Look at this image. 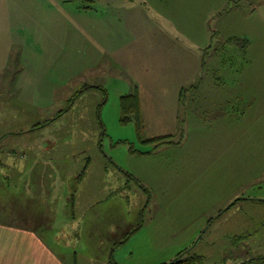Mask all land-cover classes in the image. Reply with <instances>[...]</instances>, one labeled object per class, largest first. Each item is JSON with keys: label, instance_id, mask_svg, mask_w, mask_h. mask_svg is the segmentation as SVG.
Here are the masks:
<instances>
[{"label": "rangeland", "instance_id": "rangeland-1", "mask_svg": "<svg viewBox=\"0 0 264 264\" xmlns=\"http://www.w3.org/2000/svg\"><path fill=\"white\" fill-rule=\"evenodd\" d=\"M111 2L0 0V69L15 72L0 77V221L11 225L16 206L64 264H160L191 244L202 264L233 263L245 247L264 254V207L263 219L242 207L209 222L233 195L264 197V0H125L132 32L107 24L117 20ZM57 7L68 15L62 62L21 72L14 57L28 24L61 27ZM98 17L109 37L130 43L124 57L152 72L141 80V132L120 120L126 76L84 68ZM84 84L104 91L83 90L42 124ZM24 136L30 174L17 175Z\"/></svg>", "mask_w": 264, "mask_h": 264}, {"label": "crops", "instance_id": "crops-1", "mask_svg": "<svg viewBox=\"0 0 264 264\" xmlns=\"http://www.w3.org/2000/svg\"><path fill=\"white\" fill-rule=\"evenodd\" d=\"M52 1L61 2L62 0H52ZM108 1H112L109 5V9L113 10V12L117 14V20H112L110 17L109 19L106 18L107 24L109 26H113V23L116 21V27H126V29L130 31L131 26H129L126 23L127 19L125 18V16L127 14V11L129 10L128 7L131 5L125 4L123 2L125 0H108ZM57 8H58L57 9L58 12L65 13V15H67V12L64 11L62 8L60 7ZM67 18L68 15L65 18L63 17L62 19L64 21V24L61 27H54L52 30L51 27H43V25H41V23L37 22L36 20L28 24L29 26L28 32L30 34L29 38L24 39L23 41L24 46H22L17 52H15L16 53L15 59L18 60V63L21 66V72H24V69L27 66L30 70L33 69L37 70L38 68L39 71L43 73V69L41 67H38V64L44 65L49 62L50 64L46 65V69L48 70L52 65L58 66L59 63L62 62V54H65L66 52ZM99 18L100 17H98L97 20L95 19V21L93 22V24H91V26L95 27V29L97 30H100V33L99 34L95 33V37H96L95 39L91 37H86L88 42L93 41L92 44H93L94 53L90 56L91 57L90 60H87L91 64H87L84 68L90 71L96 70L99 74L106 71L109 72L117 71L121 73V75L126 76V78L131 82L133 88L130 87L129 89H131V91L132 89H136L138 96L140 97L141 87L143 85L141 84V80H144L145 79L144 77H148L147 80H150L152 72L148 70V67H146L145 62H141V63L135 62V65H133V61H132L133 59L127 60L124 57V55L128 54L127 50H129L130 54H132L130 50V43L126 40V38H123L122 40H116L115 36L112 34L109 37V34L108 32H106L107 30L104 27L103 21L101 23L98 22ZM74 26H76L75 27L76 29L82 28L81 24H74L72 27ZM139 31L141 32V28H139ZM82 32H86V31H82ZM105 32L107 33L106 38L108 43L106 44L104 42L99 43L100 38L104 39ZM42 33L44 34V38L42 37ZM19 40L20 38L17 39L18 42ZM11 42L14 44L13 41ZM33 44L36 45V49L27 47ZM13 54L12 56L14 57ZM134 66L136 68L141 69L142 72H136V68H134ZM11 72L12 73H7V71H5V67H3L0 69V77H6V76L8 77L9 75L15 73L13 71V67L11 68ZM23 132L24 131L21 130L19 131V134H22ZM7 134L12 136L14 134L18 135V133L14 130H9ZM3 138H1V140ZM22 139L25 148L24 151H22L20 154L21 155L20 159L24 161L22 164H23V168L26 169V172L24 173L21 171L22 167L20 168L16 167L13 170L14 173H16L17 175H21V174L29 175L30 169L27 166L30 162L28 160H29V155H33L34 148L30 147L32 143L28 137L24 136ZM1 140H0V144H1ZM13 142L14 141H12V143ZM47 144H48L47 141H41L40 147L44 148L43 146H46ZM9 151H10L9 153H11V150ZM44 158L45 157L43 155L42 159ZM45 182L46 181H44V185H46ZM16 189H19V187L18 186L14 187L12 192L16 191ZM24 189H25L24 193L27 194L28 196L33 191L28 187H25ZM234 197L235 195H233L232 198L228 199L227 203L229 201L231 202V200ZM17 198L18 196H15L13 197V200H16ZM242 207L247 208L248 212L252 213L251 216H253V218L263 219L260 218L259 214H257V211H259L261 207H264V197L261 198V196H247V197L240 196V199L236 200L232 204V206L228 209L230 210L228 217L231 219V214H234V217H232L231 220L237 218L235 212L239 211ZM16 208L17 207L13 205L11 225H9V223L6 221L5 222L0 221V264H64V263L56 262V260L53 258L51 249L47 247L45 242H43V238L39 236V232H34L29 226V222L31 220L30 217L29 218L26 217L27 220H24V217H21L19 213H17ZM219 211L220 210H218L216 215L212 216L213 218L215 217L214 220L218 218L219 215L222 213V212L220 213ZM212 217H209V219ZM213 221H211V223ZM44 223H46V221H44ZM113 263L116 264L115 262ZM229 263L230 262H224L222 264H229ZM230 264H237V263H230Z\"/></svg>", "mask_w": 264, "mask_h": 264}, {"label": "trees", "instance_id": "trees-1", "mask_svg": "<svg viewBox=\"0 0 264 264\" xmlns=\"http://www.w3.org/2000/svg\"><path fill=\"white\" fill-rule=\"evenodd\" d=\"M84 7H88V6L85 5ZM14 59H15V57H14ZM193 87L197 88V85H195ZM90 88H95L101 92L104 91V89L100 85H90V84L82 85L81 89L76 91L74 94H72L68 98L67 105L65 107L60 109L53 117H51L50 119H47L42 124L49 122V121H52L56 117L60 116L63 112H65L68 109L70 104L75 100V98L77 96L80 95L81 92H83V90L90 89ZM183 90H184L183 87H181L178 90V101H179V103H181L180 97L182 95ZM118 102H119V108H120V111L122 114V116L120 117V120L121 121L132 120L135 127L138 129V131L141 132L140 128L142 126V122H141V116H140V101H139V96H138L136 89H132L131 92L121 95L119 97ZM41 126H43V125H41ZM41 126H39V127H41ZM163 136H166V135H163ZM162 137L161 138L153 137V138L156 140H157V138H159L161 140L160 142L162 143V142H165L164 137L163 138ZM1 138H3V134L0 135V140H1ZM86 163H87V161H86ZM85 166H86V164H84L82 166V170L77 174L75 179H77V180L81 179V177L83 175V171L85 170ZM238 199H240V197L233 198L231 200V202L225 208L220 209L219 212L221 213L223 211L228 210L232 206V204ZM214 218L213 217L210 218L211 220L209 222L211 223V221ZM207 225H208V223H207ZM242 237H243V235H233L231 237V241H238ZM192 247H193V244L177 251L173 258H171L167 262H163L160 264H202V256L193 252L191 250ZM241 250H242V252H239L242 255L240 257L241 259H238L237 261H235L233 263H237V264H264V254H253L249 247H245L244 249H241Z\"/></svg>", "mask_w": 264, "mask_h": 264}]
</instances>
